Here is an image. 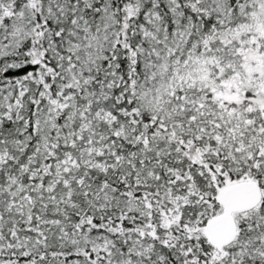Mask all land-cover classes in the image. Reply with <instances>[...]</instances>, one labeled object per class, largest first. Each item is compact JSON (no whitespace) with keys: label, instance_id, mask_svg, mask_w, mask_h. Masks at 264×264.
<instances>
[{"label":"snow or ice","instance_id":"6c2138e0","mask_svg":"<svg viewBox=\"0 0 264 264\" xmlns=\"http://www.w3.org/2000/svg\"><path fill=\"white\" fill-rule=\"evenodd\" d=\"M0 264H264V0H0Z\"/></svg>","mask_w":264,"mask_h":264}]
</instances>
